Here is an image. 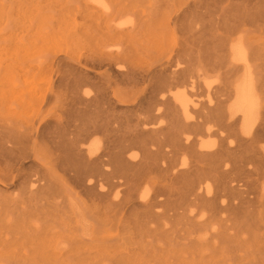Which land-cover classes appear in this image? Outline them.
Listing matches in <instances>:
<instances>
[{
	"label": "bare ground",
	"instance_id": "1",
	"mask_svg": "<svg viewBox=\"0 0 264 264\" xmlns=\"http://www.w3.org/2000/svg\"><path fill=\"white\" fill-rule=\"evenodd\" d=\"M23 1L35 2L0 5ZM59 1L79 4L116 41L99 40L85 58L90 65L126 61L124 74L145 90L131 101L76 90L79 106L36 126L20 117V102L14 116L0 110V264L30 259L39 248L56 264H83L116 242L148 246L155 264H179L188 248L204 258L231 235L230 215L253 203L259 223L254 230L247 223L254 241L246 249L252 264H264V241L255 240L264 238V0ZM143 53L151 59L138 70ZM51 57L43 63L53 65ZM51 127L70 136L54 140ZM96 133L101 148L88 142Z\"/></svg>",
	"mask_w": 264,
	"mask_h": 264
},
{
	"label": "rangeland",
	"instance_id": "2",
	"mask_svg": "<svg viewBox=\"0 0 264 264\" xmlns=\"http://www.w3.org/2000/svg\"><path fill=\"white\" fill-rule=\"evenodd\" d=\"M54 1H50L52 4H46V0H35V2H7L0 5V110L2 113L14 116V107H17V103L20 102L19 104L22 103L18 107L20 117L24 120H33L36 126L42 118L60 117L63 119L72 106H79L80 103L74 98L76 90H79L86 98L93 97L98 91H102L107 98L114 101H131L139 98L142 93L141 88L143 87V91L145 90V83L140 81L142 83L139 82V84L134 81L135 83L132 84L130 76L124 74L128 69L127 63L124 64L126 61H120L108 67L106 64L91 66L85 59L86 57L88 59L87 55L91 56L95 53L96 48L100 47L99 40H107L108 47L116 43L112 37L104 35V23L85 17L82 7L74 1L68 5H63L59 0H56L58 4L53 3ZM129 19L131 17L128 16L121 18L123 21ZM54 54L63 57V61L59 57H51ZM49 57L54 60L51 62L53 65L46 64L48 62L43 63L47 60L45 58ZM64 57L67 59L65 58V60ZM84 59L88 64L84 63ZM150 59L148 54H141L135 59L136 68L138 70L146 68L145 65L149 64ZM67 60L70 65H66ZM43 66L46 68L45 71ZM60 75H63L60 86L56 88L54 85L58 94L48 101L46 98L48 92L52 89L53 83L57 84ZM77 83H80V86ZM92 114L93 112L88 111L84 115L85 119L91 117ZM70 115L74 123H80L79 113L72 112ZM46 131L52 139L63 142L70 136L63 127H51ZM51 138L47 137L48 144H50ZM90 141H95L98 148L104 145L102 133L93 134L88 142ZM138 150L137 148L131 150V153H139ZM182 156V154L176 155V161L179 162ZM70 186L73 185L70 184ZM143 186L146 187L145 183H142L140 188ZM60 190L62 193H70L62 187ZM73 190L81 193L79 186L75 183ZM79 193L78 195H80ZM257 211V203H253L236 216L230 215L233 219L228 222L232 223V227L227 232H230L231 235L217 243L214 249L211 247L205 249L203 251L206 254L204 258L195 251L191 252L193 249L190 248L180 252L179 264H252V255L247 252L246 248L249 245V240L253 242L254 238L250 228L246 232V227L247 223H251V230H254L255 225L259 223ZM115 229L116 225H113L110 230L115 232ZM260 233L261 231H259ZM255 240L264 241V238L258 237ZM42 245L45 244L42 243ZM141 245L136 249V245L128 244V242L111 243L103 248L105 253L100 251L99 254H91L92 258H83L82 262L90 264L88 262L90 260L94 261V264H146L147 261L150 262V258L153 259L154 254L149 251L151 252L149 257V253H145L149 247L147 246L144 251V245ZM128 247L134 248L128 249ZM140 248L143 250L141 251ZM23 250L27 253L30 252L27 248ZM40 250L39 248L37 251H32L34 254L32 257L35 258L14 261V264H56ZM131 250L134 253H130ZM124 251L129 253V258L110 259L113 253ZM153 260L149 264L157 263ZM257 264L260 263L257 262Z\"/></svg>",
	"mask_w": 264,
	"mask_h": 264
}]
</instances>
